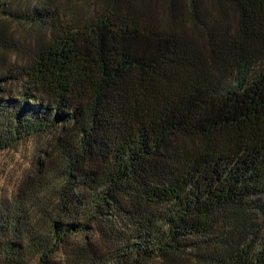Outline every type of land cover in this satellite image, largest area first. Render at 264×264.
<instances>
[{
    "label": "trees",
    "instance_id": "16d2710c",
    "mask_svg": "<svg viewBox=\"0 0 264 264\" xmlns=\"http://www.w3.org/2000/svg\"><path fill=\"white\" fill-rule=\"evenodd\" d=\"M72 2L2 10L46 35L3 46L0 152L58 154L0 201V264H264V0Z\"/></svg>",
    "mask_w": 264,
    "mask_h": 264
},
{
    "label": "rangeland",
    "instance_id": "374dc122",
    "mask_svg": "<svg viewBox=\"0 0 264 264\" xmlns=\"http://www.w3.org/2000/svg\"><path fill=\"white\" fill-rule=\"evenodd\" d=\"M64 2L68 6L74 5L72 0H0V61L5 56L6 62H15L19 55H23L20 51L28 57L31 56L36 41L46 35L45 29L12 21L2 10L7 8L24 11L33 5H37L46 7V9L49 8L48 10L51 12H58V6ZM77 2L79 1H75L76 5ZM161 9L162 7L159 6V15H161ZM3 46L10 48L16 46L19 50L17 53L20 54L11 53L10 51H14L12 48L6 52ZM52 142L50 136L33 137L20 142L11 149L0 152V201L11 200L17 191L24 190V183L28 176H34V182L39 180L36 174L38 159H41L45 151L58 154L52 148ZM263 202L264 200L260 203ZM253 218L259 226L264 227V215L262 216L257 212ZM60 258L58 257V261H61Z\"/></svg>",
    "mask_w": 264,
    "mask_h": 264
}]
</instances>
